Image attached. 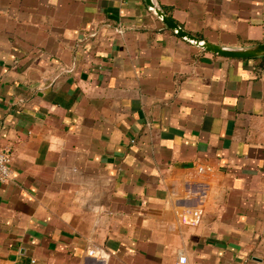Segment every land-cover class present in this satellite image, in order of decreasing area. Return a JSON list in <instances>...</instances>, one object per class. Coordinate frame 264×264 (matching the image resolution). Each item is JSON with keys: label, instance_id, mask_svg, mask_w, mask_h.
I'll return each mask as SVG.
<instances>
[{"label": "crops", "instance_id": "obj_1", "mask_svg": "<svg viewBox=\"0 0 264 264\" xmlns=\"http://www.w3.org/2000/svg\"><path fill=\"white\" fill-rule=\"evenodd\" d=\"M154 1L264 44V0ZM0 150V264H264V57L146 0H0Z\"/></svg>", "mask_w": 264, "mask_h": 264}, {"label": "water", "instance_id": "obj_2", "mask_svg": "<svg viewBox=\"0 0 264 264\" xmlns=\"http://www.w3.org/2000/svg\"><path fill=\"white\" fill-rule=\"evenodd\" d=\"M146 3L150 10L155 13V15L164 23V25L174 32L177 36L182 39L187 40L190 44L201 48L202 50L219 55L226 58L232 59H256L259 57H264V44L259 46H254L245 49H230L222 46L214 45L208 42H203L195 36L189 34L183 30L178 24H176L169 16H167L155 3L154 0H146Z\"/></svg>", "mask_w": 264, "mask_h": 264}, {"label": "built area", "instance_id": "obj_3", "mask_svg": "<svg viewBox=\"0 0 264 264\" xmlns=\"http://www.w3.org/2000/svg\"><path fill=\"white\" fill-rule=\"evenodd\" d=\"M11 179H12L11 155L6 150H0V182L7 183ZM184 260H185L184 258L181 259V261Z\"/></svg>", "mask_w": 264, "mask_h": 264}]
</instances>
